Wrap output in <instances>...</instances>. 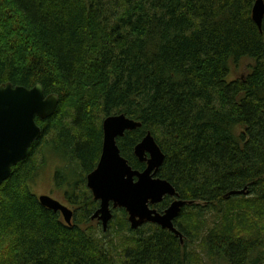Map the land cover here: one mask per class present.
I'll return each mask as SVG.
<instances>
[{"label":"trees","instance_id":"obj_1","mask_svg":"<svg viewBox=\"0 0 264 264\" xmlns=\"http://www.w3.org/2000/svg\"><path fill=\"white\" fill-rule=\"evenodd\" d=\"M255 1L0 0V86L41 84L60 98L0 188V264H264V21L260 30L252 19ZM243 62L246 74L231 78ZM120 114L142 124L118 140L129 165L146 168L134 151L151 132L166 157L157 177L194 202L176 221L183 243L156 225L131 230L124 210L106 232L92 220L99 204L87 176L101 157L102 120ZM49 162L54 188L76 208L72 225L32 191Z\"/></svg>","mask_w":264,"mask_h":264},{"label":"water","instance_id":"obj_2","mask_svg":"<svg viewBox=\"0 0 264 264\" xmlns=\"http://www.w3.org/2000/svg\"><path fill=\"white\" fill-rule=\"evenodd\" d=\"M252 19L261 30L264 21V0H256ZM57 94L46 96L41 84L32 89L14 86L11 83L0 86V188L10 178L12 170L28 155L42 130L36 120L52 117L59 105ZM142 124L124 114L105 118L102 123L103 146L96 169L87 176V188L93 199L99 203L92 220L102 224L107 231L113 220V211L124 210L133 231L152 224L169 231L184 242L183 234L175 226L183 209L194 202L182 200L175 187L167 180L157 177L165 161V154L151 132L135 147V156L147 167L140 172L134 170L121 154L118 140L127 132L140 129ZM246 190L230 192L226 198L246 194ZM174 201L163 212L152 208L165 198ZM40 204L55 213H60L67 225H72L74 212L56 199L42 195Z\"/></svg>","mask_w":264,"mask_h":264},{"label":"rangeland","instance_id":"obj_3","mask_svg":"<svg viewBox=\"0 0 264 264\" xmlns=\"http://www.w3.org/2000/svg\"><path fill=\"white\" fill-rule=\"evenodd\" d=\"M246 72H247V62H243V63H241L238 66H234L233 65L232 66L231 78L234 79V78H237V77H242V76H244L246 74ZM104 120H105V118L102 120V123H103ZM54 164L55 163L51 162L49 165L47 164L46 167H44V170H42L40 172V176H39L38 180L36 181V183L34 184L32 191H33V193H35L38 196L48 195V196L56 199L61 204H63L66 207L70 208L75 213L76 212V208L74 206H72V205L67 203V201L64 198V194L61 191H57L54 188L55 187ZM90 195H92V194H90ZM82 196L86 197V199L89 197V195H87V194H82ZM210 218L211 217L209 215L208 220H210ZM113 222L116 223V221L114 219H113ZM110 225H111V222H110ZM120 239H122V238H117V240H120ZM118 242H120V241H118ZM199 244H200L199 242L196 245L193 243L190 248L198 250V245ZM193 245H195V246H193ZM204 260H205V258H204ZM204 264H210V263L205 260Z\"/></svg>","mask_w":264,"mask_h":264},{"label":"flooded vegetation","instance_id":"obj_4","mask_svg":"<svg viewBox=\"0 0 264 264\" xmlns=\"http://www.w3.org/2000/svg\"><path fill=\"white\" fill-rule=\"evenodd\" d=\"M37 120H38V118H37ZM37 120H36V122H37ZM37 124H38V123H37ZM38 126H39V124H38ZM39 127H40V126H39ZM40 128H41V127H40ZM41 130H42V128H41ZM42 133H43V130H42ZM144 164H146V163H144ZM146 167H147V165H146ZM145 169H146V168H145ZM145 169H144V170H145ZM144 170H143V171H144ZM137 171H138V170H137ZM140 172H142V171H140ZM171 199H172V198H171ZM180 199H181V198H180ZM173 201H174V199H172V202H173ZM172 202H171V203H172ZM98 204H99V203H98ZM169 206H170V205H169ZM187 206H188V205H187ZM98 208H99V205H98ZM98 208H97V210H98ZM152 208H153V207H152ZM97 210H96V211H97ZM96 211H95V212H96ZM115 211H116V210H115ZM127 215H128V214H127ZM113 216H114V211H113ZM179 218H180V217H179ZM96 221H97V220H96ZM176 221H177V220H176ZM98 222H99V221H98ZM99 223L101 224V222H99ZM101 225H102V224H101ZM175 226H176V222H175Z\"/></svg>","mask_w":264,"mask_h":264}]
</instances>
